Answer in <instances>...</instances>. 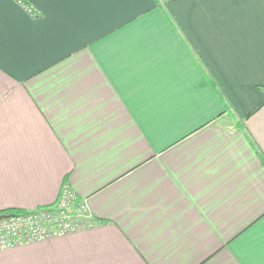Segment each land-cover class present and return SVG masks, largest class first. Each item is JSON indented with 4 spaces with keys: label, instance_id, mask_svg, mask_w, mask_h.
Here are the masks:
<instances>
[{
    "label": "crops",
    "instance_id": "crops-1",
    "mask_svg": "<svg viewBox=\"0 0 264 264\" xmlns=\"http://www.w3.org/2000/svg\"><path fill=\"white\" fill-rule=\"evenodd\" d=\"M64 186L0 264H264V0H0V215Z\"/></svg>",
    "mask_w": 264,
    "mask_h": 264
},
{
    "label": "built area",
    "instance_id": "built-area-1",
    "mask_svg": "<svg viewBox=\"0 0 264 264\" xmlns=\"http://www.w3.org/2000/svg\"><path fill=\"white\" fill-rule=\"evenodd\" d=\"M28 11L33 15L31 9ZM57 201L58 210L46 212L42 217L26 213L0 219V251L24 243L66 236L94 226L86 202L78 201L76 194L67 186L61 189Z\"/></svg>",
    "mask_w": 264,
    "mask_h": 264
},
{
    "label": "rangeland",
    "instance_id": "rangeland-1",
    "mask_svg": "<svg viewBox=\"0 0 264 264\" xmlns=\"http://www.w3.org/2000/svg\"><path fill=\"white\" fill-rule=\"evenodd\" d=\"M58 208H59V202L57 201L54 205H52L50 207L42 208V209H39V210H35V212L32 211V212H26V213H29L28 215H34V216H40V217H42L44 213H46V212H53V210H56L57 211ZM72 208H73V206H72ZM26 213H22V214L24 215ZM5 217H7V216H5Z\"/></svg>",
    "mask_w": 264,
    "mask_h": 264
},
{
    "label": "trees",
    "instance_id": "trees-1",
    "mask_svg": "<svg viewBox=\"0 0 264 264\" xmlns=\"http://www.w3.org/2000/svg\"><path fill=\"white\" fill-rule=\"evenodd\" d=\"M22 213H26V212H21V211H6V212H3L2 215L0 216H13V215H19V214H22Z\"/></svg>",
    "mask_w": 264,
    "mask_h": 264
},
{
    "label": "water",
    "instance_id": "water-1",
    "mask_svg": "<svg viewBox=\"0 0 264 264\" xmlns=\"http://www.w3.org/2000/svg\"><path fill=\"white\" fill-rule=\"evenodd\" d=\"M5 216H0V219L4 218Z\"/></svg>",
    "mask_w": 264,
    "mask_h": 264
}]
</instances>
